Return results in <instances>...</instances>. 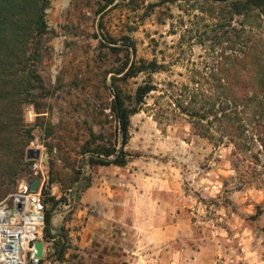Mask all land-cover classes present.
I'll use <instances>...</instances> for the list:
<instances>
[{
  "label": "rangeland",
  "instance_id": "374dc122",
  "mask_svg": "<svg viewBox=\"0 0 264 264\" xmlns=\"http://www.w3.org/2000/svg\"><path fill=\"white\" fill-rule=\"evenodd\" d=\"M211 1H48L31 45L46 90L35 83L23 109L25 155L41 157L25 158L6 195L37 171L45 179L53 216L40 264H264V184H242L233 144L206 137L184 112L226 53V13ZM140 60L164 68L126 78ZM146 80L157 89L130 118L127 164H90L89 147L123 145L116 90L134 95Z\"/></svg>",
  "mask_w": 264,
  "mask_h": 264
},
{
  "label": "trees",
  "instance_id": "16d2710c",
  "mask_svg": "<svg viewBox=\"0 0 264 264\" xmlns=\"http://www.w3.org/2000/svg\"><path fill=\"white\" fill-rule=\"evenodd\" d=\"M49 0H0V200L10 192L21 166L26 162L25 149L32 128L24 119V105L34 95V84L46 90L38 72L32 67L35 50L32 42L46 27L44 10ZM115 0H107V4ZM165 3L179 0H162ZM210 10L225 11L226 52L210 68L203 89L196 92L184 108L194 127L208 138L212 130L226 137L234 149V166L241 183L250 186L264 184V0H212ZM218 4V5H217ZM242 16L240 28L236 16ZM135 48V47H134ZM135 50V49H134ZM156 60L136 61L125 77L141 73L152 75L163 70ZM120 72V71H119ZM157 88L146 80L134 95L116 90L112 110L118 122L122 147L96 145L90 164H127L124 150L130 138V118L137 113L145 98ZM128 102L132 104L129 105ZM200 104L199 109H190ZM206 121V122H205ZM205 122V123H204ZM52 211H45V235H51ZM59 249L58 253H61Z\"/></svg>",
  "mask_w": 264,
  "mask_h": 264
},
{
  "label": "built area",
  "instance_id": "2783aa9c",
  "mask_svg": "<svg viewBox=\"0 0 264 264\" xmlns=\"http://www.w3.org/2000/svg\"><path fill=\"white\" fill-rule=\"evenodd\" d=\"M40 179L38 190L32 181ZM45 179L39 171L31 179L21 180L15 190L0 203V264H40L50 250V242L41 237L45 225L42 187ZM42 241V256L36 255V243Z\"/></svg>",
  "mask_w": 264,
  "mask_h": 264
},
{
  "label": "water",
  "instance_id": "95a60500",
  "mask_svg": "<svg viewBox=\"0 0 264 264\" xmlns=\"http://www.w3.org/2000/svg\"><path fill=\"white\" fill-rule=\"evenodd\" d=\"M41 157V152L39 149H34V148H30L27 150V155H26V158L29 159V160H34V159H39ZM40 184V179L39 178H35L33 181H32V184H31V190L33 192H36L38 190V186ZM36 248H37V253L36 255L38 257H43L42 256V248H43V243L42 241H38L36 243Z\"/></svg>",
  "mask_w": 264,
  "mask_h": 264
},
{
  "label": "crops",
  "instance_id": "0c3cea01",
  "mask_svg": "<svg viewBox=\"0 0 264 264\" xmlns=\"http://www.w3.org/2000/svg\"><path fill=\"white\" fill-rule=\"evenodd\" d=\"M92 188H93V187H92ZM91 191H92L91 189H88V190H87V192H86L87 197L91 195Z\"/></svg>",
  "mask_w": 264,
  "mask_h": 264
}]
</instances>
